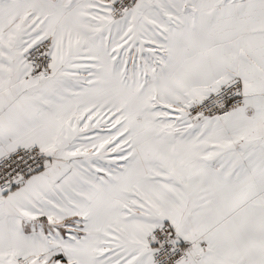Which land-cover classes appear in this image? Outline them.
<instances>
[{
    "label": "snow or ice",
    "instance_id": "1",
    "mask_svg": "<svg viewBox=\"0 0 264 264\" xmlns=\"http://www.w3.org/2000/svg\"><path fill=\"white\" fill-rule=\"evenodd\" d=\"M0 264H264V0H0Z\"/></svg>",
    "mask_w": 264,
    "mask_h": 264
}]
</instances>
